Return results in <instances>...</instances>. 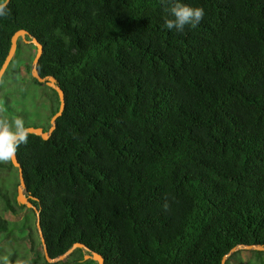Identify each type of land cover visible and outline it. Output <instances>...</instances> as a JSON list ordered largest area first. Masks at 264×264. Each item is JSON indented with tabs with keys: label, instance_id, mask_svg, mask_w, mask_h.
I'll use <instances>...</instances> for the list:
<instances>
[{
	"label": "trees",
	"instance_id": "trees-1",
	"mask_svg": "<svg viewBox=\"0 0 264 264\" xmlns=\"http://www.w3.org/2000/svg\"><path fill=\"white\" fill-rule=\"evenodd\" d=\"M183 3L205 10L183 34L162 27V0L5 5L0 67L25 30L43 47L39 75L64 95L50 137L28 134L16 152L50 258L79 243L104 264H221L264 246V0ZM35 53L18 39L0 121L47 131L59 98L31 76ZM18 185L0 162V264H97L82 249L47 262ZM251 252L224 264L264 256Z\"/></svg>",
	"mask_w": 264,
	"mask_h": 264
},
{
	"label": "water",
	"instance_id": "water-1",
	"mask_svg": "<svg viewBox=\"0 0 264 264\" xmlns=\"http://www.w3.org/2000/svg\"><path fill=\"white\" fill-rule=\"evenodd\" d=\"M8 2H9V0H6L5 5ZM26 35L28 36V39L25 38ZM20 38L26 44H32L35 47V49H36V53H35V56H34L33 61H32L31 76L36 81H38L39 83H45L46 86L54 89L57 92V94H58L59 109L50 119V128L47 131H45V130H43L42 127H36V126L27 127L28 134H34V135L39 136L43 140H47L50 137V135L52 134V132L54 131V129H55L56 119L59 116H61V114L63 112V109H64V95H63L62 90L55 85V79L52 76L41 77L39 75V73H38V71L36 69V65L38 63L39 58L42 55L43 47L36 40V38L28 35V33L25 30H18L12 35L9 51H8V53H7L6 57H5L2 65L0 67V80H1L5 70L7 69L9 63L11 62L15 52H16L17 42H18V39H20ZM11 163H12V165L15 168H17L18 177H19V185L17 187L16 201H17L18 204L25 205L27 208L32 209L34 211V213L36 215V229L38 231V234H39V237H40V240H41V244H42L43 254H44V257L46 258L47 262L53 263V262H56V261L63 260L72 251H74L75 249H82L84 251V253H85L84 254V260H92V261L96 262L97 264H104L103 258L100 255H98L95 252L89 251L87 248H85L84 246H82L79 243L73 244L64 254L60 255L59 257H56V258L52 259V258H50L48 256L47 249H46V246H45V243H44V239H43V236H42V232H41V228H40V220H39V216H38L39 210L35 206H33L32 203H30L28 201V198L24 195L25 184H24V181H23L22 170H21L20 164L18 163V161L16 159V155L11 160ZM241 248L264 252V246H260V245H257V246L251 245V246H243V247L237 246V247H234L233 249H231V251L224 256V258L222 259L221 264H224L225 259L231 253H233L236 250L241 249Z\"/></svg>",
	"mask_w": 264,
	"mask_h": 264
},
{
	"label": "clouds",
	"instance_id": "clouds-1",
	"mask_svg": "<svg viewBox=\"0 0 264 264\" xmlns=\"http://www.w3.org/2000/svg\"><path fill=\"white\" fill-rule=\"evenodd\" d=\"M5 3L6 0L0 2V17L8 14ZM162 4L164 5L162 27L168 31L175 30L183 34L186 27L188 29L195 28L205 15V10L202 7L190 6L183 3V0H162ZM27 142L28 130L22 117L17 116L11 121H0V162L12 160L19 146Z\"/></svg>",
	"mask_w": 264,
	"mask_h": 264
},
{
	"label": "rangeland",
	"instance_id": "rangeland-1",
	"mask_svg": "<svg viewBox=\"0 0 264 264\" xmlns=\"http://www.w3.org/2000/svg\"><path fill=\"white\" fill-rule=\"evenodd\" d=\"M16 64H13L12 65V67L13 66H15ZM21 74H22V76L25 78V79H29L30 78V76L26 73V71L24 70V69H22L21 70ZM25 81V86L28 88V89H31L32 88V86L30 85V83L28 82V81ZM15 83H13L12 82V84L10 83V85L8 86L10 89H12V87H13V85H14ZM14 98L13 97H11V100H13ZM41 101H44V97L42 96V98H39ZM45 102V101H44ZM28 127H30V126H28ZM243 249H241V250H239V252H240V254H239V259L240 260H244V261H246V260H248V259H250L251 257H252V252H251V249H246V250H243ZM242 251V252H241ZM30 257L32 258L33 257V255H30ZM257 256H255L254 258H252L251 259V261L252 262H254V263H256V264H261L263 261H264V256H262V257H257ZM261 258V261L259 260ZM261 262V263H260ZM233 264H236V263H233Z\"/></svg>",
	"mask_w": 264,
	"mask_h": 264
}]
</instances>
